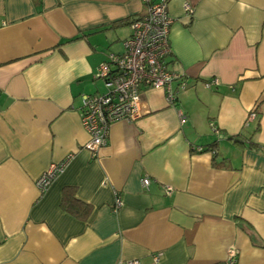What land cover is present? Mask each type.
<instances>
[{"label": "crops", "instance_id": "0c3cea01", "mask_svg": "<svg viewBox=\"0 0 264 264\" xmlns=\"http://www.w3.org/2000/svg\"><path fill=\"white\" fill-rule=\"evenodd\" d=\"M144 9L0 0V264H264V0H169L166 62L186 89L168 105L143 88L141 116L115 121L94 157L85 148L80 95L104 92L97 67L131 32L113 23ZM68 154L40 192L35 179ZM66 187L86 217L63 207Z\"/></svg>", "mask_w": 264, "mask_h": 264}, {"label": "built area", "instance_id": "2783aa9c", "mask_svg": "<svg viewBox=\"0 0 264 264\" xmlns=\"http://www.w3.org/2000/svg\"><path fill=\"white\" fill-rule=\"evenodd\" d=\"M145 9L142 16L129 24L130 35L123 41V52L110 53L107 59L97 67L95 77L103 80L104 92L80 95V123L88 134L85 148L94 157L97 151L108 143L111 125L118 120L133 122L141 116L139 110L140 93L143 88H161L168 105L177 100L178 92L186 89L187 80L184 73L169 68L166 57L170 54L169 33L173 18L168 11L169 0H142ZM184 10L190 17L193 7L185 2ZM176 83V85H174ZM218 84L212 78L205 82L208 88ZM180 121L185 116L179 111ZM257 118L253 108L247 115L245 125ZM210 127L214 128L213 123ZM198 151L203 150L197 147ZM73 158L72 154L58 163H51L36 179L35 186L45 192L53 180L63 171ZM142 186L147 188L149 177L142 178ZM170 192V187H164ZM123 205L117 196L112 206L116 213ZM159 253L153 255L155 263L159 261ZM127 264H139L130 260Z\"/></svg>", "mask_w": 264, "mask_h": 264}, {"label": "trees", "instance_id": "16d2710c", "mask_svg": "<svg viewBox=\"0 0 264 264\" xmlns=\"http://www.w3.org/2000/svg\"><path fill=\"white\" fill-rule=\"evenodd\" d=\"M141 16H142V14L137 16V17L119 20L117 22H114L113 25L117 26V25H122V24H130L131 22L135 21L136 19L140 18ZM257 106L254 107V109L258 115V112H257L258 107ZM230 139H232L235 142H244L236 136H231ZM210 149H211V151H214V154H216V151L214 150V148H210ZM62 205L68 211L75 212L78 215L83 216V217H86L91 210L89 205H87L86 203H83L82 201H80L79 199H77L75 197L74 189L71 187H66L64 189ZM78 207L81 208V212H76V209H78Z\"/></svg>", "mask_w": 264, "mask_h": 264}]
</instances>
